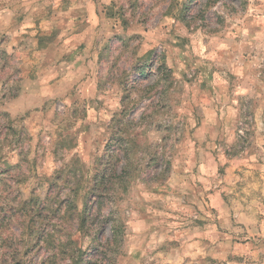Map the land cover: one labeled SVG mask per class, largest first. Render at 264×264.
Segmentation results:
<instances>
[{
	"label": "rangeland",
	"instance_id": "374dc122",
	"mask_svg": "<svg viewBox=\"0 0 264 264\" xmlns=\"http://www.w3.org/2000/svg\"><path fill=\"white\" fill-rule=\"evenodd\" d=\"M78 246L264 264V0H0V264Z\"/></svg>",
	"mask_w": 264,
	"mask_h": 264
},
{
	"label": "trees",
	"instance_id": "16d2710c",
	"mask_svg": "<svg viewBox=\"0 0 264 264\" xmlns=\"http://www.w3.org/2000/svg\"><path fill=\"white\" fill-rule=\"evenodd\" d=\"M87 205H84V209L82 212V216L79 217V226L81 229L85 228L88 222V213H87ZM69 244H73V241H70ZM82 246H78V248L75 247V249H70L69 255L73 256V259L76 258L74 261L72 260V264H90L89 260H84V258H82L83 256H86L85 251H81ZM98 248H95V252H97ZM94 253V255L96 254ZM88 254V253H87ZM82 256V257H81ZM88 257V255H87Z\"/></svg>",
	"mask_w": 264,
	"mask_h": 264
}]
</instances>
